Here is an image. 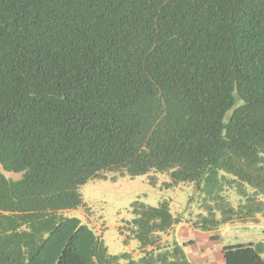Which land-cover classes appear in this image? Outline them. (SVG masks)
I'll list each match as a JSON object with an SVG mask.
<instances>
[{
  "label": "trees",
  "instance_id": "obj_1",
  "mask_svg": "<svg viewBox=\"0 0 264 264\" xmlns=\"http://www.w3.org/2000/svg\"><path fill=\"white\" fill-rule=\"evenodd\" d=\"M104 172L194 184L201 232L264 217V0H0V264H192L166 201L131 204L138 261L66 216Z\"/></svg>",
  "mask_w": 264,
  "mask_h": 264
},
{
  "label": "rangeland",
  "instance_id": "obj_2",
  "mask_svg": "<svg viewBox=\"0 0 264 264\" xmlns=\"http://www.w3.org/2000/svg\"><path fill=\"white\" fill-rule=\"evenodd\" d=\"M4 175L12 179L20 176L14 173ZM169 183L168 173L149 172L131 178L116 172H104L80 188L83 206L65 214L77 218L100 237L109 255L128 254L134 261L143 255L138 243L128 237L125 229L133 218L131 204L134 202L150 207L157 206L160 201L168 203L171 215L183 223L174 225L160 236L163 243L184 245L183 250L192 264H224L221 255L223 247L264 243V217L260 215L255 216V221L235 220L217 231L192 229L190 224L197 220L198 215H204L195 186L191 183L167 186ZM227 196L236 208L239 196L234 191L227 193ZM260 200L264 202V197H260Z\"/></svg>",
  "mask_w": 264,
  "mask_h": 264
}]
</instances>
